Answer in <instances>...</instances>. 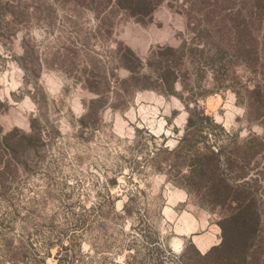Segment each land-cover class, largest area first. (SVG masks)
Wrapping results in <instances>:
<instances>
[{
	"label": "rangeland",
	"instance_id": "374dc122",
	"mask_svg": "<svg viewBox=\"0 0 264 264\" xmlns=\"http://www.w3.org/2000/svg\"><path fill=\"white\" fill-rule=\"evenodd\" d=\"M189 1L162 0L146 18L117 12L108 36L91 10L64 0L53 1L50 15L24 17L10 28V0H0V135L15 127L28 132L38 116L44 133L31 165L18 169L11 184L10 166L0 168L7 180L0 186V264H180L184 251L193 256L194 248L203 253L220 242L218 215L171 180L178 167L180 174L187 168L170 150L182 135L186 107L218 124H202L201 140L212 148L262 135L264 114L256 116L264 112V68L253 73L237 59L211 68L217 45L186 19L198 23L207 6L218 17L226 10L212 0L190 9ZM263 30L250 36L262 42ZM23 37L32 53L28 74L18 61ZM163 46L174 49L175 93L152 77L153 88L131 97L129 90L109 94L105 80L113 87L128 75L117 64L119 53L131 48L148 75L162 58L148 66L150 51ZM89 81L106 99L81 126L96 97ZM254 84L263 92L253 96L248 118L244 99ZM261 156H250L246 169L264 192ZM6 157L0 147V167Z\"/></svg>",
	"mask_w": 264,
	"mask_h": 264
},
{
	"label": "trees",
	"instance_id": "16d2710c",
	"mask_svg": "<svg viewBox=\"0 0 264 264\" xmlns=\"http://www.w3.org/2000/svg\"><path fill=\"white\" fill-rule=\"evenodd\" d=\"M49 1L51 2L48 5L42 0H37L35 5L27 6L24 0H17L15 4L13 0H10V28L16 26L24 17L27 20L39 19L44 11L50 15L51 4L56 0ZM161 1L64 0L65 3L75 7L82 6L91 10L97 19L96 28L102 29L108 36L115 26L114 15L117 12H123L130 17L146 18L152 15ZM199 2L201 1L190 0L188 2L190 9L197 6ZM212 4L221 5L226 12L219 17L210 15L212 9L209 10L207 6L208 11L200 15L202 17L198 23L191 21L188 17L186 19L190 29L197 30L198 33L205 32L207 41L211 40L217 45L216 55L209 57L210 67L213 68L216 64L225 67L231 59H237L242 61L250 72H260L264 68V36L262 42H259L250 35H254V31L260 30V27L264 29V0H212ZM10 32L13 33L12 30ZM21 44L23 53L18 57V61L28 74L27 60L29 56L31 58L32 53L25 37L22 38ZM172 51L174 49L170 46L158 47L157 50L150 51L147 57L148 66L155 64L153 62L155 57L162 58L158 60V66L156 64L157 71L149 69V74L145 75L139 71L138 64L142 61L131 48H125L124 52L118 54L116 60H118L117 64L126 68L128 75L118 79L117 85L113 87L108 80H105L104 85L107 91L109 94H117L129 90V97H131L139 89L153 88L150 80L155 77V82L167 87L165 90L167 93H175L174 82L179 80L174 74L175 69L172 70L170 60ZM222 60L226 62H221ZM97 83V81L88 82V88L96 93V97L86 104V111L79 118L81 126L86 124L87 119L97 115V106L104 105L102 102L106 97L104 92L96 87ZM259 92L263 91L256 84L246 89L244 106L248 118L257 102L253 100V96L259 95ZM4 106L5 104L0 102V107ZM186 108L187 116L182 135L170 152L177 160L183 158L187 169L185 173L180 174V167H178L179 171L171 177V180L182 187L187 195H192L198 205L218 215L216 224L220 229V242L203 253L194 248L193 256H188L184 251L180 256V264H264V192L257 186L259 176L252 177L246 169V163L252 156L257 158L264 154V124L261 125L262 135L253 133L239 144L236 141H230L223 147L212 148L204 143L203 139L201 140L202 124L215 126L218 124L214 123L213 118L202 109ZM257 110L260 112L258 107ZM263 114L264 112L259 113L256 116L257 120ZM38 120H40L39 116L30 119L28 132L15 127L0 135V147L5 148L7 152L6 164H2L0 168L10 166V184L15 179V172L18 169L23 170L31 165L32 154L44 138ZM262 158L264 159V155L260 160V163H263L261 171L264 172ZM229 169L234 170L230 176L226 173ZM6 181L4 177H0V186ZM29 264L36 263L30 261Z\"/></svg>",
	"mask_w": 264,
	"mask_h": 264
}]
</instances>
